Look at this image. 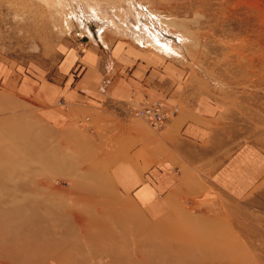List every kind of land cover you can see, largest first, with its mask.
Wrapping results in <instances>:
<instances>
[{"label":"crops","instance_id":"0c3cea01","mask_svg":"<svg viewBox=\"0 0 264 264\" xmlns=\"http://www.w3.org/2000/svg\"><path fill=\"white\" fill-rule=\"evenodd\" d=\"M102 42H91L82 55L79 79L70 75L78 61L73 48L58 80H26L18 88L36 97L54 129L91 115L95 135L102 126L111 140L101 178L89 183L104 188L103 202L112 207L104 214L94 208V220L104 223L85 227L81 261L106 256L107 264H231L230 241L248 254L229 234L263 235L255 223L264 218V148L254 141L236 144L239 130L226 103L191 68L131 40ZM145 98L180 110L153 129L132 114ZM60 99L67 108L54 104ZM91 198L101 206L99 194ZM92 209L84 210L88 223ZM245 221L250 226L243 227Z\"/></svg>","mask_w":264,"mask_h":264},{"label":"rangeland","instance_id":"374dc122","mask_svg":"<svg viewBox=\"0 0 264 264\" xmlns=\"http://www.w3.org/2000/svg\"><path fill=\"white\" fill-rule=\"evenodd\" d=\"M133 9L146 12L156 26L188 38L183 44L173 35L165 34L179 49L174 59L197 72L202 83L226 103L232 125L239 130L236 144L254 141L264 148V0H0V149L4 154L14 155L13 162L19 163L27 174L20 176L18 173L16 179L51 180L58 188L57 197L54 195L55 205L58 211L63 209L64 221L75 227L72 234L61 225L52 233L51 237L60 243L58 253L82 251L81 242L88 224L84 210L89 208L91 201L96 205V200L91 198L95 193L99 194L100 213L111 210V203L103 202L104 188L96 190L89 183L92 177L101 178L109 162L105 155L112 147L111 140L101 134L102 126L97 130L100 136L95 135L91 115H86L74 126L54 129L45 122L36 97L33 94L22 96L18 88L26 80L32 84L58 80L61 77L59 65L73 48L78 65L70 75L79 79L83 70L82 55L91 44L85 40L86 35L92 33L97 40L95 43L104 38L110 46L119 39L134 41L128 34L130 30L125 28ZM88 10L90 14L85 17ZM104 59L108 60V54ZM159 100L145 98L133 107L132 114L151 128L160 129L169 116L177 114L178 105L175 114H170L159 128L135 113L147 101ZM54 104L68 107L62 99ZM165 106L175 105L168 106L165 102ZM17 130L25 135L10 139L12 132ZM19 142L28 146V153L17 148ZM40 154L45 163L40 161ZM48 160L53 161V165L59 160L60 169H54L56 166L48 164ZM3 163L4 159L0 158V170L6 165L9 168V164L4 166ZM2 186L0 184V192ZM15 191L28 195L25 189ZM31 191L24 204L33 201L34 193L41 189L32 188ZM85 193L90 194L88 202ZM48 215L50 221L59 218L56 212L54 216ZM242 225L246 227L250 223L245 221ZM255 226L262 231V236L244 239L239 233L229 235L249 251L248 258H256L263 264L264 218L257 220ZM75 237L78 243L69 245L68 241ZM239 251V247L232 249L233 253ZM243 255L242 250L233 258L245 261ZM35 260L37 264H66L53 253L37 255ZM90 260L84 258L76 264H87ZM96 263L107 264L109 258L95 257L92 264ZM0 264L11 263L1 254Z\"/></svg>","mask_w":264,"mask_h":264},{"label":"bare ground","instance_id":"6f19581e","mask_svg":"<svg viewBox=\"0 0 264 264\" xmlns=\"http://www.w3.org/2000/svg\"><path fill=\"white\" fill-rule=\"evenodd\" d=\"M90 10H88V14L84 15L85 17H88V15L90 14ZM131 11L133 12L132 18L125 25L126 31L130 30V33L128 34H130L131 39L141 45L149 46L155 51L161 52L162 54L172 57L174 55H179V49L177 48V45H175L174 40L169 39L165 34H168L169 36L173 35L175 39H177V41L179 40L183 44L187 42L188 38L185 39L183 34L181 33L174 31L169 32L168 30H165L160 26H156L143 10L141 11L138 9H133ZM84 27L87 29V33H89V28L86 26V23ZM102 31L104 30H101V32ZM86 36L87 37H85V40L87 41H97L94 39L92 33L87 34ZM103 40L104 38L102 39V41ZM19 132L20 131L18 130L16 132L13 131L10 139H13L14 136H19L22 134L25 135L24 133L19 134ZM35 145L37 146V144ZM17 148L20 150L22 149L24 153L29 149L28 146L26 147V144H20V142L17 145ZM32 148L36 150L38 149L34 146ZM35 154L37 155V151ZM39 156L40 161L42 163H45V159L43 158V156L41 154ZM0 158L4 159V162L6 164H9L8 168L7 165L3 163L4 166L6 165V168L0 170V184L3 185L1 187V189L3 190L0 192V256L1 254L5 255L8 259V262H10L11 264H37L35 260V257L37 255L46 256L47 254L53 253L58 256L59 260H61L63 263L76 264L81 260L82 251L71 253L72 251L68 250L66 254L58 253L60 243L55 240L54 237H51L53 236L52 233L54 232V230L60 227V225L62 227L64 226L63 229H66L69 234H72L75 231V227L73 225L67 224L64 221L63 209H59L58 211L55 205L57 200L55 198V194L58 188L52 185L53 181L51 182V180H36L34 178L22 180H20V178L16 179L15 176H17L18 173H20L21 176L25 172L23 170V167L19 165V163L13 162L14 155L4 154L3 150L0 149ZM47 162L53 167L56 166L54 169H60L59 160L55 161V165H53V161L48 160ZM25 175L27 176L26 173ZM32 188H35L37 190L41 189V191H37L34 193L35 197L31 199L33 201L24 204L23 202L28 199L29 195L32 193ZM16 189H25L24 192H28V195H25L24 193H18V191H15ZM5 195H7V197H5ZM89 208L93 209L90 213V221L86 226H89V224L91 223V228H93L96 222L104 223L102 220L101 222H99L98 220H94V216L92 215V213L96 214L94 209L96 208L95 201H91L89 203ZM96 210L97 212H100V210H98L97 208ZM54 212L58 213L59 218L55 221H50L48 218V214H50V216H54ZM77 223L79 225V222ZM23 238H26L27 240L24 241ZM75 243H78V239L76 237L74 240L68 241L69 245H74ZM229 243L231 247L234 246L232 244L234 242L231 243L230 241ZM236 253L237 252H232L230 257L227 256L228 260L230 258L229 261H231V264H262L256 258H248L247 253L243 255L245 261L238 260V257V259L233 258V255H235Z\"/></svg>","mask_w":264,"mask_h":264},{"label":"built area","instance_id":"2783aa9c","mask_svg":"<svg viewBox=\"0 0 264 264\" xmlns=\"http://www.w3.org/2000/svg\"><path fill=\"white\" fill-rule=\"evenodd\" d=\"M177 110L178 107L176 105L174 107L167 108L165 106V102L163 100H159L155 102L147 101L145 106L141 109H137L135 113L146 117L154 128H159L168 116L170 114H175Z\"/></svg>","mask_w":264,"mask_h":264}]
</instances>
